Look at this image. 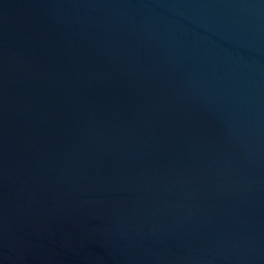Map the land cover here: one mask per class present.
Returning a JSON list of instances; mask_svg holds the SVG:
<instances>
[{
    "label": "water",
    "instance_id": "obj_1",
    "mask_svg": "<svg viewBox=\"0 0 264 264\" xmlns=\"http://www.w3.org/2000/svg\"><path fill=\"white\" fill-rule=\"evenodd\" d=\"M0 264H264V0H0Z\"/></svg>",
    "mask_w": 264,
    "mask_h": 264
}]
</instances>
